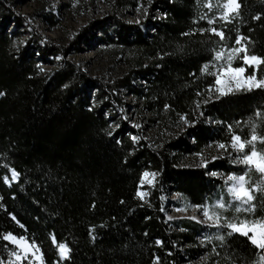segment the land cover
Listing matches in <instances>:
<instances>
[{
	"label": "trees",
	"instance_id": "16d2710c",
	"mask_svg": "<svg viewBox=\"0 0 264 264\" xmlns=\"http://www.w3.org/2000/svg\"><path fill=\"white\" fill-rule=\"evenodd\" d=\"M117 1L125 8L137 3ZM239 2V16L230 22L206 7L209 0H151V10L161 16L149 19L145 29L116 23L108 40L131 52L139 66L147 63L145 83L133 92L157 122L190 123L184 133L154 148L112 128L107 105L90 102L87 79L76 68L37 70L32 50L15 47L5 29L15 18L12 3L0 0V262L16 251L3 239L8 233L35 244L44 264H180L184 246L187 255L201 249L193 246L201 224L167 219L162 197L172 192L185 204L202 205L222 196L227 203L224 184L208 172L240 174L245 165L216 159L208 168L188 167L179 157L209 144L229 146L234 134L243 141L253 126L264 135V88L199 102L216 79L204 65L222 45L231 48L244 37L242 44L250 41L248 54L264 57V0ZM211 28L223 30L225 39ZM244 68L246 75L253 74L252 67ZM255 75L264 76V65ZM255 147L264 153V144L257 141ZM10 169L19 177L6 183ZM144 170L157 174L146 200L137 193ZM247 173L251 188H264L260 173L254 168ZM252 194L254 211L235 215L228 209V216L264 221V191ZM229 232L219 235L223 241L210 239L208 264H256L261 250L247 236ZM60 243L70 248L68 259L57 256Z\"/></svg>",
	"mask_w": 264,
	"mask_h": 264
},
{
	"label": "rangeland",
	"instance_id": "374dc122",
	"mask_svg": "<svg viewBox=\"0 0 264 264\" xmlns=\"http://www.w3.org/2000/svg\"><path fill=\"white\" fill-rule=\"evenodd\" d=\"M7 2L12 3L11 10L15 18L8 20L5 29L11 34L14 46L20 49L28 46L34 53L36 69L42 73L62 68L63 65L76 68L81 72L87 79V97L92 104L107 105L105 113L112 121V128L123 129L125 135L128 134L135 142L159 148L190 127L186 119L168 124L157 122L154 119L153 114L145 108L140 96L133 92L135 88L145 83L143 67L147 63L143 62V65L139 66L131 52L114 41L108 40L113 35L118 21L133 23L140 29H145L149 19H153L154 16L160 17L158 12L151 10V0H137L135 6L126 8L117 0H7ZM223 2L224 0H213L214 8L219 13L218 16L221 15L220 5ZM235 47H240V45H235ZM243 55L244 53L241 52L233 56L232 69L244 68V61L241 59ZM236 61H241L243 65L234 66ZM208 65L215 72L214 74L223 71L222 65L226 67L224 60L215 61L214 58ZM244 72L229 73L227 76L220 75L222 83L219 85L216 84V75L215 84L208 89L199 102L212 100L225 93L248 89L246 87L248 75ZM262 78H257V80ZM217 88L221 91H216ZM206 121L209 120L206 119ZM219 145L221 144H209L201 152L181 154L179 164L208 168L209 163L216 159H225L235 165L242 164L239 162L242 153L230 145L225 148H220ZM250 151L245 148V153ZM11 170L13 169L9 170L10 180L8 179L7 183L12 181ZM249 170V166H246L245 172ZM145 173L148 175L145 176ZM244 173L226 174L219 170L208 172L209 176L224 184L229 195L227 203L221 196L215 198L213 202H205L202 205L185 204L177 193L164 194L162 198L165 202L164 211L167 219L177 221L180 218H190L202 226L201 232L195 235L196 243L193 244L194 247L199 246L201 249L193 255H187L184 251L186 246H184L180 264H208L207 253L213 250L210 239L214 236L219 237L225 230H231L225 226L226 222L239 224L240 221H245L250 225L256 221L264 223L262 220L237 221L235 216L231 218L225 212L230 209L236 215L238 213L235 211L236 207H247L234 201L228 192L233 182L228 181L227 177ZM156 179L155 172L142 171L137 190L140 198V193L145 194L142 200H146L148 191L155 185ZM246 180L248 183L245 187L251 188V181L247 176ZM220 200H223L229 207L227 209L217 208L216 205ZM206 210L210 215L216 212L222 217L219 227L213 226V222L204 217L203 213ZM8 235L15 237V242L8 241L15 245V252L20 259L11 255V258L2 264H44L35 244L13 233L5 236ZM250 235H252L251 232ZM262 254L264 250H261ZM256 264H264V261H261L259 257Z\"/></svg>",
	"mask_w": 264,
	"mask_h": 264
},
{
	"label": "snow or ice",
	"instance_id": "6c2138e0",
	"mask_svg": "<svg viewBox=\"0 0 264 264\" xmlns=\"http://www.w3.org/2000/svg\"><path fill=\"white\" fill-rule=\"evenodd\" d=\"M215 5L209 0V3L206 5V7L211 10ZM241 7V4L239 0H224L222 5H220V8L222 9L221 15L219 16V19L225 21V22H230V18L234 19L236 16H239V9ZM261 17L258 15L255 17V19H260ZM216 21L214 19H209L208 23L209 24H214ZM210 31L214 34L217 35L221 41L225 39V34L223 30H219L216 28H211ZM245 40L244 37H239L235 40L234 44L235 45H240V47H231V48H224V46H221V49L216 51L214 54V60L215 61H221L224 60L225 65H222L223 71L221 73H217V79H216V84L219 85L222 83L220 79V75H225L227 76L229 73H236V74H241L245 71L243 67L237 68V69H232L231 67V61L233 59L234 55H238L239 53L243 52L244 55L241 57V59L244 61V64L252 67L253 68V74L249 75L247 77V84L246 87L248 90H251L252 88H264V78L257 80L255 72L256 70L259 69L261 65H264V57H258L256 54L249 55L248 54V41L247 43L242 44L241 41ZM209 68V65L206 64L204 65V71L207 72ZM216 91H221L220 88H217ZM0 95H3V93H0ZM260 113H257V116H260ZM264 144V135L258 136L256 132V127L253 126L251 129V137L246 138L245 140L241 141V137L239 135H233L232 136V143L231 147L238 151L239 153H242L243 155L241 156L239 162L251 167L254 166L255 171L260 173L262 176H264V153H258L255 147L256 142ZM251 145V151L248 153H245V148L246 146ZM220 148H225L227 147L226 145H219ZM148 174L145 173V176ZM248 175L247 172H245L242 175H230L227 177L228 181H232L233 183L231 186L228 188V192L230 193L232 199L234 201L240 202V204L246 205L247 207H236L235 211L240 212V211H246V212H251L254 211L255 205L252 204V201L255 199L254 195L252 194L255 191H264V188H261L259 184L254 185L252 188H246L245 185L248 183L246 180V176ZM19 173L15 171L14 169L11 170V180L16 181L18 180ZM5 182H8V177H4ZM145 194L140 193L141 198H143ZM217 208L219 209H227L229 207L228 204H226L223 200L218 201ZM204 217H206L208 220L213 222V226L219 227L220 222L222 217L217 214L216 212H213L211 215L209 211H204L203 213ZM227 220V218H224ZM225 226L229 229H231V232L228 234L231 235L232 233H240L244 236H247L248 239L251 241L253 245H255L257 248L264 250V223L260 221H256L252 223L251 225L248 224L245 221H240L239 224L233 223V222H226ZM252 233V235L249 236V233ZM219 240L223 241L224 237L219 236L217 237ZM4 240H11L15 242V237H12L11 235L4 236ZM38 251V249H37ZM70 248L65 243H60L59 244V253L61 256V259H68L69 258V253H70ZM13 256H16L17 259H20V257L17 255L15 251L12 252ZM25 259H27V256H25ZM260 260L264 261V254L260 256ZM2 264V262H0ZM158 264V260H157Z\"/></svg>",
	"mask_w": 264,
	"mask_h": 264
},
{
	"label": "bare ground",
	"instance_id": "6f19581e",
	"mask_svg": "<svg viewBox=\"0 0 264 264\" xmlns=\"http://www.w3.org/2000/svg\"><path fill=\"white\" fill-rule=\"evenodd\" d=\"M57 252H58V255L60 256V253H59V246H58V248H57Z\"/></svg>",
	"mask_w": 264,
	"mask_h": 264
},
{
	"label": "water",
	"instance_id": "95a60500",
	"mask_svg": "<svg viewBox=\"0 0 264 264\" xmlns=\"http://www.w3.org/2000/svg\"><path fill=\"white\" fill-rule=\"evenodd\" d=\"M12 182H15V181H12ZM57 256H59V255H57ZM59 258L61 259V256H59Z\"/></svg>",
	"mask_w": 264,
	"mask_h": 264
}]
</instances>
